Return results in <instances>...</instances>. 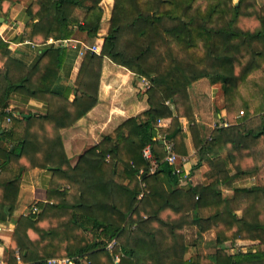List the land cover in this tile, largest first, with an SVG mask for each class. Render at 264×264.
<instances>
[{
  "label": "trees",
  "instance_id": "obj_1",
  "mask_svg": "<svg viewBox=\"0 0 264 264\" xmlns=\"http://www.w3.org/2000/svg\"><path fill=\"white\" fill-rule=\"evenodd\" d=\"M102 1L32 0L20 39L94 43ZM12 5L0 0V16ZM108 21L99 54L85 53L73 82L61 81L72 69L69 48L44 45L26 65L0 38V222L13 224L5 259L14 264L19 250L28 264L64 256L77 264H264V0H113ZM103 58L149 81L147 108L72 165L62 130L97 104ZM203 85L220 87L217 120L227 126L197 122L212 107L200 110ZM13 93L42 102L45 113L8 111ZM159 135L177 154L194 153L192 166L174 172ZM146 143L154 164L142 155ZM35 167L52 173L47 202L16 217L21 176ZM112 238L118 262L104 248ZM238 240L253 244L229 252ZM191 246L195 254L181 259Z\"/></svg>",
  "mask_w": 264,
  "mask_h": 264
},
{
  "label": "crops",
  "instance_id": "obj_2",
  "mask_svg": "<svg viewBox=\"0 0 264 264\" xmlns=\"http://www.w3.org/2000/svg\"><path fill=\"white\" fill-rule=\"evenodd\" d=\"M11 1L13 5L11 6L10 13L7 19H4V22H1L2 24L0 25V38L7 42L8 49L16 57L22 58V61L26 65H31L36 61L42 47L52 44L48 42V39L53 37H48L43 44L30 42L29 40L21 41L20 37L23 33L24 22L26 20L25 9L32 0ZM112 4L113 0H103L104 14L100 25L99 37L95 40L97 42L102 40L100 42L101 45L103 42L102 37L108 29V20ZM108 13L109 16L107 18ZM53 44L54 46L69 48L70 51L68 53L66 65H72V69L69 78L65 79L61 77V81L67 80L68 82H73L79 68V62L84 56L79 55V43L77 48L61 46L57 43ZM75 50L77 51L76 56L74 55ZM72 97L73 94L70 98ZM212 107L213 109L211 111H215L217 117H219L220 113L223 115L222 106L218 107L216 104L212 103ZM146 108V97L139 83V77L124 67L116 65L108 58H103L97 104L76 123L62 130L64 150L66 151L65 153L69 162L71 163L72 159L76 161V158L81 154L83 148L98 143L103 134L111 132L121 121L136 115ZM6 109L8 111L17 109L18 113L19 110H23L24 112L33 111L43 114L46 111V106L42 102L35 101L23 94L13 93L10 96L9 107ZM189 167L190 166L187 165L186 169ZM51 177L52 173L49 170L38 167L32 168L22 174L14 209L15 213H13L14 216H17V212L19 211H25L33 202H47V191L50 186ZM184 179L185 177L179 181L182 182ZM192 180L194 182V177H192ZM196 183H198V181ZM202 211L204 210H199L198 213L203 215ZM90 221V219H86L85 224H88ZM12 229L13 224L11 222H0V256L2 258H5L6 249L11 239ZM94 233L96 234L97 232ZM187 250L189 251V249L186 248V251Z\"/></svg>",
  "mask_w": 264,
  "mask_h": 264
},
{
  "label": "built area",
  "instance_id": "obj_3",
  "mask_svg": "<svg viewBox=\"0 0 264 264\" xmlns=\"http://www.w3.org/2000/svg\"><path fill=\"white\" fill-rule=\"evenodd\" d=\"M0 36H1V34H0ZM48 42L57 43L61 46H70L73 48H77L78 43H79V45H80V47L78 48L79 49V55H84L86 52H94V53L99 54L100 48H101V43L97 42V41H95L94 44H89L86 42H79L75 39H53V38H49ZM139 83L142 86L144 91L150 86L149 81L143 77H139ZM166 103L169 104L168 101H166ZM5 120H6V122H9L10 117L7 116L5 118ZM187 123H188L187 119H184V118L181 119L182 130H185L187 128ZM163 124H164L163 120H160V119L157 120V125L161 126ZM212 124H213V126H211V128H214L217 125L227 126L228 122L224 118L223 121L217 120V122H214ZM159 137L162 140L164 149L166 151V154L164 156V160L168 164L173 166L174 172L180 173L182 170V165L183 166L189 165V161H190L189 158L187 156H182V155H179L176 152H174L173 142L171 140H168L167 138H165L164 135H159ZM208 138H210V136H208ZM142 155L144 158L149 159L152 162V164L155 163V161L152 158V152H151L150 144L146 143L144 145V147L142 149ZM29 210L34 212L37 210V207L35 205H33ZM115 245H116V240H115V238H112V239L106 241L104 248H105V250L111 252L113 254V259L116 262H118L119 261L118 253H113V249H114ZM234 250H235L234 248H231V251H234ZM14 255H15V263L14 264H28L21 259L19 250H16L14 252ZM76 260H77V256L49 257L46 259V263L47 264H77ZM0 264H9V263L7 262V260L5 258H2L0 256Z\"/></svg>",
  "mask_w": 264,
  "mask_h": 264
},
{
  "label": "rangeland",
  "instance_id": "obj_4",
  "mask_svg": "<svg viewBox=\"0 0 264 264\" xmlns=\"http://www.w3.org/2000/svg\"><path fill=\"white\" fill-rule=\"evenodd\" d=\"M102 5H103V1H102ZM103 7H104V5H103ZM108 16H109V13L107 14V18H108ZM106 18V19H107ZM85 55V54H84ZM203 91H204V96H206V97H203V96H201L202 94H200V97H201V102H202V104H201V108H200V110L202 111V112H205L206 111V109H204L203 108V106H206L207 105V103H210L211 105H212V103L213 104H216L218 107L219 106H222L223 105V93H222V91H221V89H220V87L219 86H214V87H209V86H207V85H203ZM213 109V107H211V110ZM212 112V111H211ZM207 113V118H204V119H202V120H200V119H196L197 120V122H199V123H203V125H205V126H207L209 129H211V126H213V124L212 123H214V122H217V116H216V112L214 111V112H212V113ZM241 113H242V111H240L239 112V114H238V116L239 115H241ZM203 115H204V113H203ZM262 117V114H259L258 115V118L260 119ZM11 121H9V122H6L5 120L3 121V125H5V126H8L9 125V123H10ZM257 122H259L258 120H257ZM93 145V144H92ZM87 147V146H86ZM85 147V148H86ZM85 148H83L82 150H84ZM66 152V151H65ZM82 152V151H81ZM263 159H264V157H263ZM195 160H196V156H195V154L194 153H191V155H190V161H189V165L188 166H190L191 164H193V162H195ZM72 162L70 163V164H74V159H72L71 160ZM192 166V165H191ZM191 177H194V183H196L197 181L198 182H200L201 180V176H200V171L198 170V169H196L194 172H193V174H192V176ZM249 182L252 184V185H256V184H258L260 181H259V179L257 178V176H252L250 179H249ZM29 211V206L27 207V209L25 210V211H19V212H17V216H20V215H22V214H25V213H27ZM13 213H15V212H13ZM202 213H203V216H207L208 215V210L207 209H205L204 211H202ZM16 216V217H17ZM13 230V229H12ZM86 234L91 238V239H95L96 238V234L94 233V232H91V230L90 231H86ZM207 239L208 238H211V236L210 235H208L207 237H206ZM251 244H253V243H251V242H248V241H240V240H238L237 242H236V244L234 245V249L235 250H243V251H245L246 249H248L250 246H251ZM187 249H189V251L187 250L186 251V248H185V250L183 251V255H182V257H181V259H183V258H188V257H190L191 255H193V254H195V252H196V249H195V247H188ZM234 250V251H235ZM229 252H231V250H229ZM181 259H177V261L178 260H181ZM174 261V260H173Z\"/></svg>",
  "mask_w": 264,
  "mask_h": 264
},
{
  "label": "water",
  "instance_id": "obj_5",
  "mask_svg": "<svg viewBox=\"0 0 264 264\" xmlns=\"http://www.w3.org/2000/svg\"><path fill=\"white\" fill-rule=\"evenodd\" d=\"M235 5L237 6L238 3L236 2ZM1 22H4V18H3V17H0V23H1Z\"/></svg>",
  "mask_w": 264,
  "mask_h": 264
}]
</instances>
